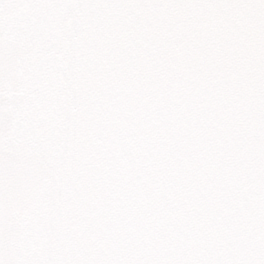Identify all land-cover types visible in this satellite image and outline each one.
<instances>
[{"label":"snow or ice","instance_id":"6c2138e0","mask_svg":"<svg viewBox=\"0 0 264 264\" xmlns=\"http://www.w3.org/2000/svg\"><path fill=\"white\" fill-rule=\"evenodd\" d=\"M0 264H264V0H0Z\"/></svg>","mask_w":264,"mask_h":264}]
</instances>
